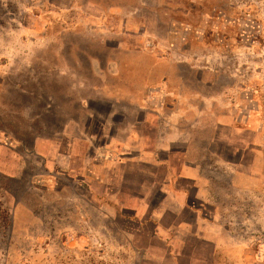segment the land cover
Returning <instances> with one entry per match:
<instances>
[{
  "label": "rangeland",
  "instance_id": "rangeland-1",
  "mask_svg": "<svg viewBox=\"0 0 264 264\" xmlns=\"http://www.w3.org/2000/svg\"><path fill=\"white\" fill-rule=\"evenodd\" d=\"M0 264H264V0H0Z\"/></svg>",
  "mask_w": 264,
  "mask_h": 264
},
{
  "label": "crops",
  "instance_id": "crops-1",
  "mask_svg": "<svg viewBox=\"0 0 264 264\" xmlns=\"http://www.w3.org/2000/svg\"><path fill=\"white\" fill-rule=\"evenodd\" d=\"M166 150H167V149H166ZM190 176H191V175H190ZM190 176L188 175L186 178H187V179H192L193 177H192V176L190 177ZM186 178H185V179H186Z\"/></svg>",
  "mask_w": 264,
  "mask_h": 264
}]
</instances>
